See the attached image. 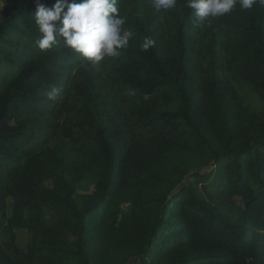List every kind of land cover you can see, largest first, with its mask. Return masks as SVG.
Masks as SVG:
<instances>
[{"label":"trees","instance_id":"16d2710c","mask_svg":"<svg viewBox=\"0 0 264 264\" xmlns=\"http://www.w3.org/2000/svg\"><path fill=\"white\" fill-rule=\"evenodd\" d=\"M4 2L0 264H264V5L201 29L187 0H118L134 37L86 66Z\"/></svg>","mask_w":264,"mask_h":264},{"label":"clouds","instance_id":"9594fccd","mask_svg":"<svg viewBox=\"0 0 264 264\" xmlns=\"http://www.w3.org/2000/svg\"><path fill=\"white\" fill-rule=\"evenodd\" d=\"M237 2L242 10H250L257 3L264 5V0H187V7L194 10V26L202 29L211 18L232 12ZM35 4L39 32L35 46L41 51L62 42L86 66L88 63L97 66L107 57L119 56L134 37V32L124 27L126 17L120 13L118 0H55L51 7L35 0ZM176 5L177 0H150V7L157 11ZM154 45L153 39L144 37L140 50L147 52ZM59 93L60 89L52 86L46 95L54 100Z\"/></svg>","mask_w":264,"mask_h":264},{"label":"rangeland","instance_id":"374dc122","mask_svg":"<svg viewBox=\"0 0 264 264\" xmlns=\"http://www.w3.org/2000/svg\"><path fill=\"white\" fill-rule=\"evenodd\" d=\"M5 6V2L4 0H0V12L2 11V9L4 8ZM18 69L15 67V66H12L10 64H2L0 66V81L2 80V78L4 76H6L7 74H11V73H15L17 72ZM251 100V99H250ZM252 101V100H251ZM215 170V168L213 169V171ZM209 171V170H208ZM210 182L212 180V175L209 176V179H208ZM207 182V186L209 189H211V186H210V182ZM49 185H52L51 182H48ZM94 184H95V180L93 178H88L84 181H82L79 185H78V188H77V193L79 195H82V194H85V193H88L92 190V188L94 187ZM203 189V187L201 188V190ZM124 210L127 209V206H124L123 207ZM28 241V234L25 232V231H18L17 232V243L20 245V246H24Z\"/></svg>","mask_w":264,"mask_h":264}]
</instances>
